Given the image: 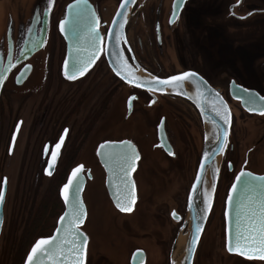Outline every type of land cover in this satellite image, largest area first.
Listing matches in <instances>:
<instances>
[{"label": "flooded vegetation", "instance_id": "flooded-vegetation-1", "mask_svg": "<svg viewBox=\"0 0 264 264\" xmlns=\"http://www.w3.org/2000/svg\"><path fill=\"white\" fill-rule=\"evenodd\" d=\"M178 1L135 0L129 17L125 21L124 39L121 42V49L125 61L132 68L146 70L162 79L184 72L196 73L210 88L216 91L217 95L225 101L230 109L231 127L229 140L221 163L214 204L197 247L193 264L196 262L198 249L213 216L217 198L219 193L222 192L226 181L228 185L224 194L222 208L225 251L229 256L264 264L262 259H250L248 256L230 253L227 250V218L225 216L228 196L237 175L242 170L258 174L246 168L248 165L247 154L240 169L232 177L236 165L234 157V134L237 129L236 113L239 112L249 117H259L264 114L262 112H252L244 107L242 98L238 97L239 91H237L236 87L255 92L261 97H264V93L255 87L245 85L235 78H230L226 83H220L219 80L197 68H184L169 74H163L161 69L158 71L154 70L153 62L156 59L152 53L153 48L155 47L157 51L163 52L166 37H168L169 32L174 33L175 28L179 26L181 22L180 16L190 0H185L178 15L174 17L173 6ZM122 2L123 0H86V5H82L85 18L74 27L75 9L70 6L74 5L76 0H51L50 6L49 0H0V68H4L8 64L12 66L0 90V188L4 191L3 201L0 202V253L3 245L10 241L9 238H4L10 184V178L4 173V168L21 157L19 160L21 161L20 164L37 167L35 179L38 181L42 175L46 179L52 178L58 171L60 164H65V168H68L65 173V182L60 185L58 191L64 210L60 190L66 183L71 171L75 167L83 166V175L86 178V185L83 191L84 200L88 183L93 182L96 178L92 169L87 168L83 161L77 162L83 156L84 146H86L84 137L87 136L90 130L93 131L95 128L93 126L100 123L101 118L109 109L112 96L117 88L120 89L121 86L130 91L124 102V122L131 120L135 113H138V108H140L142 113L150 112L158 118L155 127V142L152 144L153 150L164 154L168 161H175L180 158V145H184L183 139H187L186 141L188 142V146L185 147L184 151L191 150V142L193 146L196 145V142L200 144V155H196L197 168H195L194 179L196 177L204 146V123L197 106L180 93H156L134 87L120 79L108 62L106 56L108 35ZM237 3L238 0H235L229 7V15L231 18L244 21L245 19L238 18L239 14L236 11L243 5L244 0L241 1L240 5L233 8ZM257 11H262L257 14H264V8ZM92 13L95 14L94 19L92 18ZM61 20L65 21V31L63 32L60 30ZM90 23L95 24L96 31L100 36L95 52L90 46L88 36ZM42 37L44 38L43 45L39 50H36L38 41ZM33 50L35 52L31 54ZM151 53L153 54L152 56H150ZM90 56L92 57L90 66L84 71L83 75L77 72L75 79H68L66 72L69 75L72 74L73 62L78 57L88 60ZM158 56L160 59L162 58V55ZM66 61L67 68L65 67ZM157 63H160L159 59H157ZM159 65L162 67L161 63ZM39 72L44 73L46 77L44 78L45 85L43 88L42 86L31 85ZM106 79H108V82ZM117 83L121 86H118ZM26 86L28 87L27 90L24 89ZM59 86H66L62 98L59 97ZM51 87L53 90L48 91ZM57 97L60 99H57ZM253 106L255 105L253 104ZM24 140L25 144L23 145ZM124 142L132 143L139 156L131 172L135 197L131 209L134 210L138 199L136 173L143 159V153L137 141L131 137L106 139L97 142L93 150L94 160L104 174L103 182L106 193L113 208L119 214H128L130 212L120 211L108 194L106 189L107 173L101 164L99 149L105 143ZM57 145H59L58 148ZM57 150L54 172L51 176H47L45 175V169L49 166L50 159ZM170 152L171 155L169 154ZM194 152V154H197V145ZM114 162L120 163L116 158ZM186 209L187 202L183 216L176 209L169 211L170 220L179 225L171 242L167 264H170V253L184 224ZM86 210V219L80 227L87 238L83 264H89L88 248L90 236L84 229L89 218L87 206ZM60 215L57 217L56 225ZM45 237L48 236H40L33 241L22 264H24L35 242ZM147 262V250L144 248L132 250L129 264H147Z\"/></svg>", "mask_w": 264, "mask_h": 264}, {"label": "rangeland", "instance_id": "rangeland-1", "mask_svg": "<svg viewBox=\"0 0 264 264\" xmlns=\"http://www.w3.org/2000/svg\"><path fill=\"white\" fill-rule=\"evenodd\" d=\"M234 2L190 0L180 16L179 26L166 37L163 52L153 48L154 70L161 69L163 74H169L184 68H197L220 83L235 78L264 93V14H255L244 21L231 18L229 7ZM263 8L264 0H244L236 11L239 16H245ZM44 78V73L39 72L31 85L43 88ZM65 87L59 86L61 98ZM52 90L51 87L48 91ZM129 93V89L123 86L117 88L109 109L101 118V125L93 126V131L84 137L86 146L83 156L77 161H83L96 176L95 181L88 183L84 194L89 217L88 224L83 226L90 236L89 264H129L130 254L136 248L147 250V264H167L171 242L179 225L170 220L169 211L176 209L183 216L197 168L196 155H200V144L196 141L197 154H194L196 145L191 142V150L184 151L188 142L183 139L180 158L175 161H168L164 154L152 149L158 121L154 114L142 113L138 108L140 114L135 113L131 120L123 121L124 102ZM236 114V165L232 177L247 154L246 168L264 174V114L259 117ZM124 137L137 141L143 159L136 173V208L128 214H119L106 193L104 174L94 160L93 150L99 141ZM20 159L4 168V173L10 178L4 238L10 241L3 245L0 264H22L33 241L52 234L57 217L63 211L58 191L65 182L68 170L65 164H60L52 178L46 179L42 175L36 181L37 167L22 165ZM226 183L217 198L195 264H263L229 256L225 251L222 208Z\"/></svg>", "mask_w": 264, "mask_h": 264}, {"label": "water", "instance_id": "water-1", "mask_svg": "<svg viewBox=\"0 0 264 264\" xmlns=\"http://www.w3.org/2000/svg\"><path fill=\"white\" fill-rule=\"evenodd\" d=\"M241 1L242 0H238V3L235 6H233V8L240 5ZM134 2L135 0H123V2L121 3V5L123 4V7H121L120 5L119 10L115 16L114 22L112 24V27L108 35V41H107V46H106L107 47L106 56H107L110 66L112 67L116 75L117 73L114 69L115 67H117V61L122 58V61L126 63L127 65L126 69L124 70L125 74L129 76H134L135 78H139L140 81H150L152 77H156V76L150 74V72L146 70L132 68L125 61L123 51L121 49V42L124 39L123 35H124L125 21L129 17V13L133 7ZM184 2L185 0H182V3L178 1L176 2V4H174L173 6V16L174 17L178 15L180 9L184 5ZM176 5H179V6L177 7ZM261 12L262 11L255 10L243 17L238 16V18L248 19L252 17L253 15L257 13H261ZM117 30H119V33H120L119 40L116 39ZM43 40H44L43 37L39 39L38 44L36 46V50H39L42 47ZM34 52L35 51L33 50L31 54ZM6 66L8 70L0 73V77H3V79H0V90L2 88L3 82L6 78V75L9 69L12 67L10 64ZM117 76L120 79H122L124 82L134 87H137L134 82L130 83L127 80L123 79L121 75H117ZM198 77L201 78L200 76ZM156 78L159 80H164L159 77H156ZM199 86L202 90V93H203L202 95H199L196 92L195 88L192 87L188 83H185L183 92H178V91L170 90L167 88H165L163 91L159 89L150 90L156 93H173V94L180 93L183 96L189 98L199 109L201 116H202L203 123H204V146H203V152H202V156H201L200 163H199L198 170H197V174L199 173L200 179L199 181L197 180V174H196L194 182L190 188V191L188 194L187 209H186L184 224L180 229L179 235L176 240V244L174 245L170 253V264H193L197 247L199 245L206 222L208 220V217L210 215V212L214 204V198H215L216 188L218 184L221 163H222L223 156L226 151L228 140H229V133H230V127H231V112H230L228 105L225 103L224 100H222V98L219 95H217L216 91L210 88L205 82L203 84H200ZM137 88L149 90L147 86H141ZM236 89L237 91H239L238 97L242 98L244 107H246L248 110L252 112H256V113L262 112V109H264V100L260 99L261 98L260 95H258L255 92L245 91V89H243L242 87H236ZM250 95H252L255 98V103H254L255 106H253V103L247 104L249 100L248 98ZM222 117H225L228 122L225 123V119ZM225 132H227L226 137L224 135ZM127 143L129 142L105 143L103 144L105 145V147L103 148L100 147L99 149V157L101 160V164L103 165L107 173L106 189L115 206H116L117 199H119L124 204L125 207L129 205L132 206L133 204L132 197L134 196V186H133V182L131 179V172L133 170V167H129L128 174L125 175V173L121 171L120 163L114 162L115 158L118 159L115 154L119 153L125 147ZM221 143L224 144V147L222 150H219ZM135 152H136V149H135ZM206 152L211 153V155L206 157L205 156ZM57 153H58V150L56 151V153H54V156L51 157L49 166L46 167L45 169V175L47 176H51L52 173L54 172L56 159H57ZM110 153L113 154L111 159H109ZM135 161L136 159L132 161L134 165H135ZM201 161H203L204 163L203 168H201ZM76 168L77 167H75L74 169ZM79 168H80V171L77 173V178H75L74 183L70 186V189H66L65 191L69 194V200H71L77 195V187H79L78 196H79L80 203L82 204L83 210H84V217H83V223H84L86 219V215H87L86 205L83 200V191L86 185V178L83 175L84 167L79 166ZM242 171L251 173L252 176L254 177L264 176V175L254 174L248 170H242ZM49 172L51 173V175L48 174ZM72 172L73 170L71 171L69 176L72 175ZM90 178H91V175H90ZM245 179H248V178L244 177L241 181L235 180L234 184H237V188L235 190L231 188L230 190L233 198L231 201L228 200V203H227V213H228L226 217L227 218V250H228L229 239L231 235L234 234L237 229V211H238L237 204L244 198L242 196V192L244 191L243 180ZM67 183H68V179L65 184ZM194 184L196 185L195 189L193 188ZM64 185L62 186L61 190L64 188ZM61 190H60V197L64 204V210H63V213L60 215V217L64 216L65 213L69 211V207L65 203L64 196L61 195ZM60 217L58 218L55 230L50 236L60 235V233L57 232L58 227H60L61 231H63L62 222L60 221ZM63 223H67V221H64ZM82 224L79 225V230L83 234L80 237L81 241H83L84 238L86 237L84 233L82 232V230L80 229ZM48 237H45V238H48ZM85 246H86V243L82 245V250H83L82 256L69 255L68 259L63 261V264H74L75 260L77 259H80L83 262ZM230 253L239 254L238 252H230ZM244 256H247V255H244ZM27 260H28V255H27V258L24 264H27ZM44 264H51V261L45 259Z\"/></svg>", "mask_w": 264, "mask_h": 264}, {"label": "snow or ice", "instance_id": "snow-or-ice-1", "mask_svg": "<svg viewBox=\"0 0 264 264\" xmlns=\"http://www.w3.org/2000/svg\"><path fill=\"white\" fill-rule=\"evenodd\" d=\"M182 3V0H179ZM51 5V0H49V6ZM82 5H86V0H76L74 5L70 7L75 9L74 12V22L73 26L83 20L84 17V9ZM177 7L179 5H176ZM123 7V4L121 5ZM92 18L94 19L95 14L92 13ZM175 15V13H174ZM171 23V21H169ZM60 30L65 31V21H60ZM88 36L90 41V46L93 51L96 50V44L100 40L99 33L96 31V26L94 23H90ZM116 39H120L119 30L116 31ZM92 57L90 56L88 60H83L82 58H77L73 62V72L69 75L66 72V76L68 79H75V75L79 72L80 75H83L84 71L90 66V62ZM65 67L67 68V61L65 62ZM127 65L122 61V58L117 61V67H115V71L117 75H121V77L128 82H134L137 87L147 86L149 90L159 89L163 91L165 88L170 90H175L178 92H183L185 83L190 84L195 88L196 92L199 95H202V90L200 88V84H203L201 78L197 76L194 72H184L181 74L173 75L164 80H159L156 77H152L150 81H140L139 78H135L134 76H129L125 74V69ZM7 66L4 68H0V72L7 71ZM3 79V77H0ZM247 91V90H245ZM264 100V97L260 98ZM249 103H255V98L250 95ZM262 113H264V109H262ZM225 119V123H227V119ZM225 137L227 136V132L224 133ZM63 139V137H61ZM59 145H57V148ZM102 148L105 145L101 146ZM224 144H220V149L222 150ZM171 155V152L169 153ZM113 154H109V159L112 158ZM120 162L121 171L128 174L129 167H135L132 163L134 159H139V156L135 152L134 146L129 142L125 145V147L119 152L115 154ZM211 153H205V156H210ZM204 167L203 161H201V168ZM47 171V170H46ZM80 171V168L77 167L73 169L72 175L68 178V183L64 185V188L61 190V195L64 196L65 203L69 207V211L65 213L64 216L60 217V221L62 222L63 231L61 228H57V232L60 233L59 236H50L48 238L38 239L35 244L32 246L31 251L28 254L27 264H44V260L47 259L51 261V264H63V261L68 259L69 255L72 256H82L83 250L82 245L87 242V238L85 237L83 241L80 240V237L83 235L79 230V225L83 223L84 210L83 206L80 203L78 192L79 187H77V195L69 200V194L65 191L66 189H70V186L74 183L75 178H77V173ZM51 175V173H48ZM244 177L248 179L243 180V189L242 196L244 197L237 204V229L234 234L231 235L228 244V251L230 252H238L240 255H247L251 258H258L264 260V176L254 177L251 173H247L241 171L239 175H237L236 180L241 181ZM200 175L197 174V180L199 181ZM193 188H196V185H193ZM233 190L237 188V184H233ZM4 191L0 188V202L3 201ZM233 198L232 193H229L228 200L231 201ZM134 200L135 197L133 196ZM191 199V197H190ZM210 203V202H209ZM116 206L120 211H131V206L125 207L124 204L117 199ZM228 213H225L227 217ZM67 221V223H63ZM74 264H83L82 260H75Z\"/></svg>", "mask_w": 264, "mask_h": 264}, {"label": "bare ground", "instance_id": "bare-ground-1", "mask_svg": "<svg viewBox=\"0 0 264 264\" xmlns=\"http://www.w3.org/2000/svg\"><path fill=\"white\" fill-rule=\"evenodd\" d=\"M95 181V180H94ZM85 195H86V192H85ZM135 204V203H134ZM133 210H131L130 212H132ZM88 222H89V218H88V220H87V224H88Z\"/></svg>", "mask_w": 264, "mask_h": 264}]
</instances>
